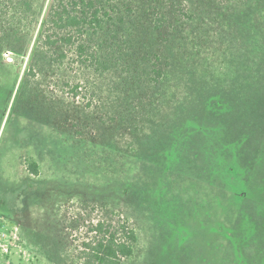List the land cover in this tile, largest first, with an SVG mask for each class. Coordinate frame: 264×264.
<instances>
[{
  "label": "rangeland",
  "instance_id": "rangeland-1",
  "mask_svg": "<svg viewBox=\"0 0 264 264\" xmlns=\"http://www.w3.org/2000/svg\"><path fill=\"white\" fill-rule=\"evenodd\" d=\"M186 1L166 94L127 139L75 119L82 98L53 117L41 87L46 107L9 115L26 54L0 59V264H87L94 225L119 218L123 264H264V0Z\"/></svg>",
  "mask_w": 264,
  "mask_h": 264
},
{
  "label": "trees",
  "instance_id": "trees-1",
  "mask_svg": "<svg viewBox=\"0 0 264 264\" xmlns=\"http://www.w3.org/2000/svg\"><path fill=\"white\" fill-rule=\"evenodd\" d=\"M225 1L235 7L242 0ZM193 17L186 0H0V59L26 54L9 115L23 111L41 87L53 117L82 98L78 111L70 108L75 119L79 111L84 119L96 112L94 125L123 128L127 139L158 110L170 76L164 45L178 42ZM29 103L47 106L37 97ZM2 120L0 111V126ZM29 171L37 174L35 163ZM116 223L94 225L83 252L87 264L132 258L135 232L124 219Z\"/></svg>",
  "mask_w": 264,
  "mask_h": 264
},
{
  "label": "built area",
  "instance_id": "built-area-1",
  "mask_svg": "<svg viewBox=\"0 0 264 264\" xmlns=\"http://www.w3.org/2000/svg\"><path fill=\"white\" fill-rule=\"evenodd\" d=\"M4 251H6L7 252V250L4 248Z\"/></svg>",
  "mask_w": 264,
  "mask_h": 264
}]
</instances>
